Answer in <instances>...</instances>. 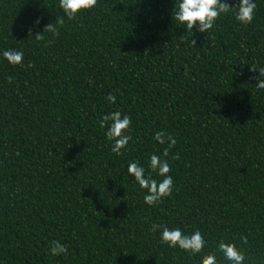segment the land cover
Returning <instances> with one entry per match:
<instances>
[{
    "label": "trees",
    "instance_id": "16d2710c",
    "mask_svg": "<svg viewBox=\"0 0 264 264\" xmlns=\"http://www.w3.org/2000/svg\"><path fill=\"white\" fill-rule=\"evenodd\" d=\"M179 2L98 0L69 20L59 0H0V264H230L221 241L264 264V89L250 71L264 67V0L251 23L232 11L192 36ZM58 17L59 35L43 33ZM115 111L132 121L119 156L99 127ZM158 131L177 141L167 157ZM153 154L173 191L149 206L127 166L148 175ZM153 224L199 230L205 247L169 248ZM54 241L67 254L52 256Z\"/></svg>",
    "mask_w": 264,
    "mask_h": 264
},
{
    "label": "clouds",
    "instance_id": "9594fccd",
    "mask_svg": "<svg viewBox=\"0 0 264 264\" xmlns=\"http://www.w3.org/2000/svg\"><path fill=\"white\" fill-rule=\"evenodd\" d=\"M98 0H59V7L63 10L64 15L73 20L76 16L83 12L96 7ZM257 8L255 0H239L237 6L233 7L221 0H180L177 10L174 12L173 18L181 25L186 26V30L192 36V30L195 28L197 32H208L214 27L215 22L221 17L222 14L235 11V19L241 24H249L253 20L254 12ZM39 20L34 22V26H38ZM64 18L58 17L55 24H48L43 33L48 32L53 36H58V27L63 26ZM43 33L36 34L37 40H43ZM31 35V33H30ZM189 44L194 48L196 41L190 39ZM4 59L13 66H22L24 54L22 51L14 49L6 50L2 53ZM259 71V77L256 79L258 89H264V67L257 69L255 66L250 68V71ZM12 77L8 78V82L12 83ZM110 103H115V95L109 94L106 97ZM110 122V123H109ZM131 119L122 114L120 111H115L111 114L104 115L99 120V127L104 129L107 127L105 133L106 139L112 141V152L117 156L121 155V150L125 149L129 141L132 139L130 132ZM154 139L160 145L167 144L163 149V156L167 157L170 150L176 145L177 141L174 137L166 132L158 131L155 133ZM178 157H173L177 159ZM150 172L145 175V168L140 166L138 162H130L127 166V172L134 177L136 183L143 190H147L144 196V202L149 206H156L163 202L164 198L169 197L173 191V180L170 175L171 171L169 162L166 159H161L160 156L153 154L149 162ZM155 172L158 176L163 177L160 182L151 177V173ZM161 230L160 240L161 243L166 244L169 248H176L189 252L191 254H198L205 247V240L203 234L196 230L191 235H185L179 228L169 229L167 226L153 224L151 231L155 233ZM242 243H247L246 237H241ZM218 251L221 252L224 258L230 264H244L245 255L236 247L235 244L224 243L221 241L218 244ZM67 245L61 244L59 241H54L50 248L52 256H60L67 254ZM200 264H217L215 253L205 255Z\"/></svg>",
    "mask_w": 264,
    "mask_h": 264
}]
</instances>
